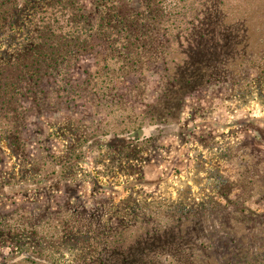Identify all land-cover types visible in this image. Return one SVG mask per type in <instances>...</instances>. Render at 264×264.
I'll use <instances>...</instances> for the list:
<instances>
[{"label":"rangeland","instance_id":"374dc122","mask_svg":"<svg viewBox=\"0 0 264 264\" xmlns=\"http://www.w3.org/2000/svg\"><path fill=\"white\" fill-rule=\"evenodd\" d=\"M44 1L28 0L2 49L23 45L44 9L81 24L57 33L56 62L42 63L34 91L20 82L0 113V264L103 258L155 228L186 227L177 209L200 222L204 246L189 249L198 264H264V0H118L143 20L149 5H180L166 28L145 19L131 43L113 0ZM101 14L102 32L88 31ZM213 23L233 43L229 56L184 95L175 124L157 129L148 112L165 63L174 70ZM129 43L138 69L124 62Z\"/></svg>","mask_w":264,"mask_h":264},{"label":"trees","instance_id":"16d2710c","mask_svg":"<svg viewBox=\"0 0 264 264\" xmlns=\"http://www.w3.org/2000/svg\"><path fill=\"white\" fill-rule=\"evenodd\" d=\"M48 1L45 0L44 3ZM113 1V8L110 12L111 16L115 18V23L119 24L117 26L120 27L118 31L124 32L129 37L130 43L132 42L131 39L140 37L142 33H145L147 27L144 23L146 21L150 22L152 27L160 25L162 28H166L169 25H166V22L170 23L173 20L172 17L180 6L175 5V1H172L170 5L159 1L154 5H149L146 10V17L143 20L134 13L132 7H129L127 4L118 6L117 2L119 1ZM27 2L28 0H0V113L4 112L3 108L7 104L12 107L14 104L13 98L20 95L17 87L20 82H28L31 90L33 89L34 91V85L39 82L43 74L41 70L42 63L48 60L50 64L51 61L52 63L56 62L53 56H48V50L56 49L59 46L53 41L57 33H62L67 27L70 28L69 21L74 23L76 28L81 24V18L78 17V13H75L73 16L67 14V19L60 15L54 21L52 14L46 12V9H44L42 11L46 14V21H42L41 18L36 19L37 21H41V23L34 24L32 34L26 38L23 45H18L19 47H16L13 51H8L9 49L6 48L2 49V44L10 48L8 42L2 43V41L6 36H10L11 26L20 21L22 16L20 14L23 12V8ZM106 17V15L101 14L97 22L94 25H90L91 30H87L94 31L97 29L99 32H102L107 23L105 22ZM49 22L51 24L54 22V25L49 24ZM215 25L213 23L212 28L209 27L207 29V31L210 30L208 32L196 34L194 40V48L196 49L192 53L186 54L187 56H178V60L173 61L176 62L174 70L168 67L169 64L167 62L165 63V68L169 71L163 75L158 102L153 107L154 109H150L148 112V118L156 120L154 124L157 129H165V127H169L170 123L175 124L180 113L184 95L200 87L203 81H207L209 76L214 74L215 69L213 68L224 64L225 59L223 57L229 56L228 50L233 48V43L228 38H223L221 28L217 29L216 27L215 29ZM211 30L215 32H211ZM80 39L81 37L77 35L76 41ZM130 43L126 47L128 51L124 62L127 64L126 67L138 69L140 60L134 58L133 52L136 45L133 43L131 46ZM77 46L90 47L86 41H83L81 44L79 42ZM0 122L3 121L0 120ZM17 122L7 121L3 125L9 130L15 128ZM144 126L139 125L133 130L136 139L139 138ZM104 139V135H101L95 140L101 143L105 141L106 144L112 142V140L107 141ZM226 203L229 204L231 201L226 199ZM173 212L179 213L176 217L177 224L182 223L187 225L186 227L177 225L175 228L170 226L165 227L163 230L155 228L147 236L139 237L136 242L137 244L134 246L107 249L106 257L119 254L121 257L117 260L103 257L77 264H198V259L195 258V254L189 249L204 246V240L200 236V222L183 221L189 217L187 216L188 213L183 212L182 209H177V211ZM25 256H28L27 253H25ZM203 263L201 261L199 264Z\"/></svg>","mask_w":264,"mask_h":264}]
</instances>
